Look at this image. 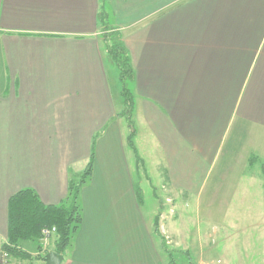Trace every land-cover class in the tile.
<instances>
[{
	"label": "crops",
	"instance_id": "crops-1",
	"mask_svg": "<svg viewBox=\"0 0 264 264\" xmlns=\"http://www.w3.org/2000/svg\"><path fill=\"white\" fill-rule=\"evenodd\" d=\"M108 25L123 34L135 71L133 142L150 133L163 154L171 207L159 230L145 218L127 157L131 129L127 135L124 102L114 98L110 74L118 88L119 77L108 62ZM93 147L92 176L79 196L83 221L62 264H169L161 254L171 263L172 250L191 264H215L205 248L193 257L191 246L202 240L191 243L177 229L174 204L178 195L199 197L221 157L222 179L250 184L219 189L217 211L259 210L258 222L241 232L261 230L264 0H0V264L9 200L31 190L44 205L64 202ZM230 240L215 241L225 253L217 264H246ZM40 246L20 243L39 256L34 264L54 252ZM6 264L26 262L9 256Z\"/></svg>",
	"mask_w": 264,
	"mask_h": 264
},
{
	"label": "rangeland",
	"instance_id": "rangeland-1",
	"mask_svg": "<svg viewBox=\"0 0 264 264\" xmlns=\"http://www.w3.org/2000/svg\"><path fill=\"white\" fill-rule=\"evenodd\" d=\"M108 27L110 26L108 25ZM121 35L123 37L122 33ZM110 77L112 78L111 83L113 86L115 102L119 105V103L123 101L120 94L121 85L119 82L118 88L115 77L111 74ZM127 87L132 92V83H129ZM127 118L128 117L123 118L122 125L125 133L128 135L130 133V127ZM132 120L133 122H136L134 115H132ZM141 128L142 127L139 123L136 126V130H140ZM152 137V134L143 132L141 133V136L137 135L134 139L136 147L133 148V151L132 147L130 148L128 146L127 157L133 174L134 183L140 189V202L145 218L152 228L153 225H156L154 227L155 230H159L161 229V225L157 227V220L160 223L163 222L162 216L169 213L171 206L167 201L169 189L168 181L166 182V176L164 175L165 164L163 162V154L153 139H151ZM224 161V158L221 157L217 166L213 167L211 173L207 177L204 190L199 197L196 195H178L175 197L176 203L174 205L177 210L178 218L174 220V222L176 223L178 230H180L181 225L183 226V231H186L187 239L190 240L191 243L195 237L198 238V240H202V247H199V245L196 247L191 246V252L194 258L200 255V248H205V256L209 257V263L213 262L217 264L218 260L224 262L225 253L222 250V245L218 244V249L215 247V241L221 240V235H224L225 237H231V243H229L228 247H233L236 252H241L246 257H249L245 260L246 264H252V262L253 264H264V215L262 216L261 230L259 228L248 229L246 233H243L241 230L245 227L244 225H250L258 222V218L261 215L259 210L219 212L217 211V205L214 204L213 195L216 194L219 189L222 191L233 192L236 188L240 190H244L245 188L247 189L250 184V181L246 178L239 179L238 181L231 179V177H228L227 180L222 179L223 172L226 175L227 171L224 169V171H221L220 175L216 172V170L224 168ZM257 168H260V166L258 165L254 167L253 172H257ZM253 172H249L245 174V176L248 177L253 175ZM81 174L76 175L75 178L80 177ZM200 202L201 205L199 204ZM182 207H184V210L187 211H183ZM262 207L264 210V203ZM239 224L241 225L240 228L234 227V225ZM214 228H217V237L214 236ZM261 231L262 236H260ZM199 234L204 237L200 238ZM252 234L257 236L253 237L256 238L257 241L254 243H244V237ZM54 238L55 235H53L52 238L45 243L43 236L40 237L38 241L42 243V246L39 248L41 253H45V249L47 247L51 250L54 248L49 247L51 244L50 242H53ZM157 239L158 236L156 235V240ZM158 243L160 242L157 241V245ZM254 252H257L258 254L253 256ZM180 253V251L172 250L171 255L173 256L172 258L174 261L171 263L166 253L161 254V257L163 262H166L167 258L169 264H191L190 259L186 257L179 258L182 255H180ZM37 256L30 255V260H25L26 264H34L35 261L33 260L36 259ZM13 259L19 260V258ZM8 260V254L4 253L1 263L6 264Z\"/></svg>",
	"mask_w": 264,
	"mask_h": 264
},
{
	"label": "trees",
	"instance_id": "trees-1",
	"mask_svg": "<svg viewBox=\"0 0 264 264\" xmlns=\"http://www.w3.org/2000/svg\"><path fill=\"white\" fill-rule=\"evenodd\" d=\"M100 19L103 22L105 17L102 15ZM104 30L108 62L117 69L121 85V96L124 102V111L121 116L128 117L131 129L129 144L134 148L135 129L132 115L135 98L127 86L134 81L135 71L120 31L108 26ZM94 155L93 147L90 161L84 172L80 177H74L69 181L68 196L64 202L58 205H44L37 194L31 190H23L9 200L8 242L2 247L4 253L11 258L28 261L30 255L20 249V243L38 241L42 237L44 229L55 228L54 252L60 255L65 254L72 246L83 221L79 196L92 176ZM262 174L264 178V163L262 164ZM139 199H141V193H139ZM158 223L157 220V226Z\"/></svg>",
	"mask_w": 264,
	"mask_h": 264
},
{
	"label": "water",
	"instance_id": "water-1",
	"mask_svg": "<svg viewBox=\"0 0 264 264\" xmlns=\"http://www.w3.org/2000/svg\"><path fill=\"white\" fill-rule=\"evenodd\" d=\"M45 264H62L64 256L55 252L48 253L44 258Z\"/></svg>",
	"mask_w": 264,
	"mask_h": 264
},
{
	"label": "built area",
	"instance_id": "built-area-1",
	"mask_svg": "<svg viewBox=\"0 0 264 264\" xmlns=\"http://www.w3.org/2000/svg\"><path fill=\"white\" fill-rule=\"evenodd\" d=\"M56 234V229L53 228V229H44L42 231V236H43V239H44V242L47 243L48 240H50V238ZM7 257V256H5Z\"/></svg>",
	"mask_w": 264,
	"mask_h": 264
}]
</instances>
